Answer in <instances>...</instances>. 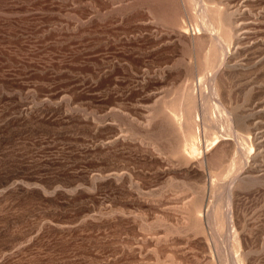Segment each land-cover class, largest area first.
Wrapping results in <instances>:
<instances>
[{
    "label": "rangeland",
    "instance_id": "obj_1",
    "mask_svg": "<svg viewBox=\"0 0 264 264\" xmlns=\"http://www.w3.org/2000/svg\"><path fill=\"white\" fill-rule=\"evenodd\" d=\"M0 264H264V0H0Z\"/></svg>",
    "mask_w": 264,
    "mask_h": 264
},
{
    "label": "bare ground",
    "instance_id": "obj_2",
    "mask_svg": "<svg viewBox=\"0 0 264 264\" xmlns=\"http://www.w3.org/2000/svg\"><path fill=\"white\" fill-rule=\"evenodd\" d=\"M199 7V6H198ZM199 9V8H198ZM206 12V11H205ZM201 13H203V12H201ZM200 15V14H199ZM198 17V16H197ZM199 18V17H198ZM212 25V24H211ZM214 27V26H213ZM224 45V44H223ZM224 47H225V45H224ZM228 49V48H227ZM226 54V53H225ZM193 137H192V135H190V139L189 140H191ZM195 144H192V147H193V149H195ZM250 148V147H249Z\"/></svg>",
    "mask_w": 264,
    "mask_h": 264
}]
</instances>
